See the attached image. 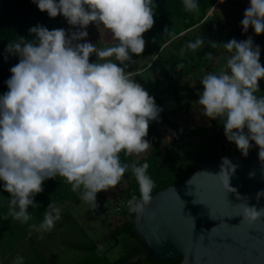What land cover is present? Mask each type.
Masks as SVG:
<instances>
[{
	"label": "clouds",
	"instance_id": "obj_1",
	"mask_svg": "<svg viewBox=\"0 0 264 264\" xmlns=\"http://www.w3.org/2000/svg\"><path fill=\"white\" fill-rule=\"evenodd\" d=\"M50 18L62 15L79 30L70 34L37 24L29 29L32 39L19 36L5 52L18 57L0 94V181L10 194L9 215L27 223L29 207L43 183L57 176L65 178L80 199L97 206V193L115 187L131 167L139 188V198L128 201L130 212L142 215L152 202L154 181L149 165L122 164L125 155L145 152L149 123L157 121L162 109L144 87L126 71L132 54L145 49L143 34L154 25L153 0H31ZM223 2V0H221ZM188 11L198 9L197 0H182ZM103 25L118 43L99 48L85 41L90 24ZM241 27L264 33V0H249ZM203 44L197 39L187 47ZM230 55L219 73H207L200 80L198 104L202 114L219 120L228 142L247 157L253 142L264 164V96L258 81L264 79L261 49L252 37L223 43ZM95 54L97 59L90 62ZM8 56H5L7 60ZM114 58V59H113ZM209 59L212 57L209 55ZM182 67V65L178 66ZM238 165L222 157L216 175L228 192ZM250 177L255 172L249 173ZM264 190L257 192V203ZM242 220L249 225L264 217V207L250 205L237 195ZM61 219L60 208L50 203L42 222L33 228L46 232ZM14 264H23L17 257Z\"/></svg>",
	"mask_w": 264,
	"mask_h": 264
},
{
	"label": "rangeland",
	"instance_id": "obj_2",
	"mask_svg": "<svg viewBox=\"0 0 264 264\" xmlns=\"http://www.w3.org/2000/svg\"><path fill=\"white\" fill-rule=\"evenodd\" d=\"M236 10L239 12L240 7ZM213 14V10H210L207 17ZM77 30L79 29L70 28L65 31L70 34ZM83 30L88 32V36L81 43H97V47L104 48L116 41L110 30L102 24L89 25ZM96 59L93 54L89 61L94 62ZM184 60L188 62V68L181 79L176 78L172 68L161 58L150 62L145 70L137 72L134 77L162 109L159 119L149 123V127L154 130L153 138L160 136L163 142L177 140L171 147L172 152L192 165H199L207 158L221 155L224 151L237 152L235 144L227 141L220 121L205 117L197 102L202 91L200 80L207 73H219L224 63L218 67H200L188 56ZM184 81L188 84H184ZM258 84L260 91L256 95L264 96V79L259 80ZM6 91L0 90V94ZM145 139L151 146L145 152L132 153L135 160L145 157L152 148L149 134ZM47 182L50 184V193H46ZM42 187L43 191L35 196L36 203L40 201L39 205H48L54 202L61 214V219L46 232L32 227L38 226L43 220V210L38 206L34 209V215L29 213L31 219L27 223H21L9 215L10 194L3 191V182L0 181V264H14L18 256L23 258V264H76L94 246H98L107 260L114 264H151L138 239L123 234L117 241L113 236L128 215L115 213L114 206L110 205L111 200L103 195L104 191L97 193V206H94L80 199L79 192H73L71 185L63 177L48 179ZM5 246L14 248L4 255L2 253L6 249L2 248ZM50 253L55 257L54 262Z\"/></svg>",
	"mask_w": 264,
	"mask_h": 264
},
{
	"label": "trees",
	"instance_id": "obj_3",
	"mask_svg": "<svg viewBox=\"0 0 264 264\" xmlns=\"http://www.w3.org/2000/svg\"><path fill=\"white\" fill-rule=\"evenodd\" d=\"M153 3L154 25L143 34L144 52L140 56L132 54L134 63H129L126 71L137 73L145 70L150 62L153 63L157 58H161L172 68L176 78L181 79L188 68V62L184 60L187 56L192 62H197L200 67H218L222 63L225 65L226 58L230 54L222 44L233 38L242 41L249 37H252L254 45H259L260 63L264 66V33L257 36L251 27L247 33H244L241 27L243 13L249 7V0H223V2L221 0H197L198 9L194 11L186 10L182 0H153ZM238 7H240L239 12L236 10ZM210 10H213L214 14L207 17ZM37 24L49 30L78 28L69 25L62 15L50 18L47 12H41L31 0H0V90H8L5 81L11 76L9 69L18 63V57L5 52L7 44L15 41L19 36L31 40L33 37L29 29ZM197 39L202 40L203 44L195 50L189 49L188 43L195 42ZM116 43L118 41L112 45ZM209 55L211 59L208 58ZM5 56H8L7 60ZM180 65L182 67H178ZM190 65L194 66L193 63ZM184 84H188L187 81H184ZM153 132V128L149 127L148 134L152 141V148L145 157L135 160L132 154L125 155L124 152L119 154L122 164L139 166L147 163L149 165L147 174L154 181L152 197L159 190L186 179L197 166L172 152L171 147L177 140L163 142L160 136L154 139ZM228 154L231 152L224 151L221 155H213L205 161ZM103 193L107 200H111V206H114L116 199L122 195L135 193L139 198V184L131 172V167L115 187ZM125 214L128 215L127 219L114 231L113 236L118 241L121 235L128 234L142 242L132 229L133 214ZM144 252L151 264H178L181 261L178 259L157 262L149 256L145 246ZM76 264L114 263L107 260L105 253L98 246H94Z\"/></svg>",
	"mask_w": 264,
	"mask_h": 264
},
{
	"label": "water",
	"instance_id": "obj_4",
	"mask_svg": "<svg viewBox=\"0 0 264 264\" xmlns=\"http://www.w3.org/2000/svg\"><path fill=\"white\" fill-rule=\"evenodd\" d=\"M258 151L247 157L231 153L201 162L183 181L159 190L142 215L133 213V232L157 262L178 264H264V217L249 225L242 220L237 195L250 205L264 190V164ZM222 157L237 164L228 192L215 173ZM255 172L250 177V172ZM213 173V174H211Z\"/></svg>",
	"mask_w": 264,
	"mask_h": 264
},
{
	"label": "built area",
	"instance_id": "obj_5",
	"mask_svg": "<svg viewBox=\"0 0 264 264\" xmlns=\"http://www.w3.org/2000/svg\"><path fill=\"white\" fill-rule=\"evenodd\" d=\"M237 149V148H236ZM258 147H256L254 145V142H253V147L249 150V151H252V150H257ZM235 153H239V152H235ZM137 197V195L135 193H131L130 195H124L120 198L117 199V201L115 202L114 204V212L115 213H118V214H122V213H128V214H133L132 212H130L129 210V207H128V201L130 199H132L133 197ZM138 198V197H137Z\"/></svg>",
	"mask_w": 264,
	"mask_h": 264
},
{
	"label": "crops",
	"instance_id": "obj_6",
	"mask_svg": "<svg viewBox=\"0 0 264 264\" xmlns=\"http://www.w3.org/2000/svg\"><path fill=\"white\" fill-rule=\"evenodd\" d=\"M47 183H48L47 184L48 190H46V193H50L51 192L50 184H49V182H47ZM42 199H44V198H42ZM39 202L36 203V199H35V205L38 206L40 209H42L43 210L42 212L44 213L47 210V208H48L50 203H48V205H45L44 203L39 205ZM34 209H35V207L29 208V213H32L34 215L36 213V211H34ZM13 248H14V246H5V247H3L2 249H6V251L3 252L2 254L6 255V252L7 251H12ZM50 255L52 256V259H53V262H54L55 261L54 260L55 259L54 255L51 254V253H50Z\"/></svg>",
	"mask_w": 264,
	"mask_h": 264
}]
</instances>
